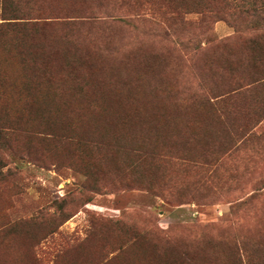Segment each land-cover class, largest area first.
<instances>
[{"label": "rangeland", "instance_id": "rangeland-1", "mask_svg": "<svg viewBox=\"0 0 264 264\" xmlns=\"http://www.w3.org/2000/svg\"><path fill=\"white\" fill-rule=\"evenodd\" d=\"M181 2L0 4V264H264V0Z\"/></svg>", "mask_w": 264, "mask_h": 264}, {"label": "trees", "instance_id": "trees-1", "mask_svg": "<svg viewBox=\"0 0 264 264\" xmlns=\"http://www.w3.org/2000/svg\"><path fill=\"white\" fill-rule=\"evenodd\" d=\"M5 2V0H0V4L2 6V4ZM167 4L173 9V13L176 15L175 17H171L170 19L172 20L173 19V22L176 21V20H179L180 22H184L183 18H182V13L183 10L186 9V6L184 3L181 2V0H167ZM5 13L3 14H0V19H6L7 21L9 19H17V18H20V17H17L16 14H11V16H8V17H5L4 16ZM4 16V17H3ZM9 23V22H7Z\"/></svg>", "mask_w": 264, "mask_h": 264}]
</instances>
